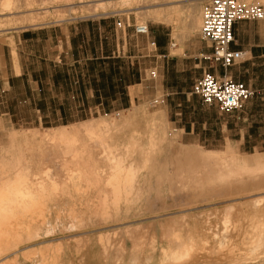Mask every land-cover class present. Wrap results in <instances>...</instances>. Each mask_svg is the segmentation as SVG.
<instances>
[{"label": "rangeland", "instance_id": "obj_1", "mask_svg": "<svg viewBox=\"0 0 264 264\" xmlns=\"http://www.w3.org/2000/svg\"><path fill=\"white\" fill-rule=\"evenodd\" d=\"M203 1L0 0V189L6 177L54 167L56 147L44 135L51 129L105 120L115 145L132 136L149 153L163 149L134 155L139 182L125 169L105 190L86 168L69 190L44 191L33 207L1 216V264H164L178 238L198 247L178 264L246 257L264 218V109L251 124L190 94L192 80L215 66L201 56L209 46L195 25ZM138 23L147 35L133 32ZM21 30L32 37L19 41ZM154 98L162 100L152 105ZM179 151L194 160L164 162L178 161ZM83 153L75 158L87 167ZM224 171L232 176L215 180Z\"/></svg>", "mask_w": 264, "mask_h": 264}, {"label": "bare ground", "instance_id": "obj_2", "mask_svg": "<svg viewBox=\"0 0 264 264\" xmlns=\"http://www.w3.org/2000/svg\"><path fill=\"white\" fill-rule=\"evenodd\" d=\"M8 5H9L8 2H6L4 4V8H7ZM195 25L196 26L199 25V20L198 21H197V19L195 20ZM109 124L110 123H107L105 120H99V121H95V122H92V121L91 122H88V121L86 122L85 121V122L79 123V128H78V126H77V128L64 127V128H61L60 130L51 129V130H48L47 132H45L44 133L45 137L49 136L48 139H50V140H48V141L53 142L52 144L54 145V147H56V149H55L56 153L54 152L55 153L54 154L52 152L54 155H56L55 157H57L54 160H52V163H54V164H51V166L54 165V167L49 168V167H47L45 165H44V167H41L43 164L42 165L39 164L41 168L36 169V171H32V170H30L31 168H29L28 169L29 171H27V172L18 173V176H17L16 180L15 179L11 180L10 177H6L5 179L3 178L4 179V181L2 183L3 189H0V191H3V192H0V214H3V215H0V217L4 216L3 219H7L8 217L14 216L15 209H18V208H21V207L26 209L27 206H29V204L30 205L32 203L35 204L34 202L39 197V194L43 193L44 191H54L55 192V190H57L59 188H64V189L69 190V187H70V185H72L73 180L78 178L77 175H80V174L83 175L85 173L84 169H86V168H89V169H86V171L91 170V171H93V173H96L95 174V178L97 180H99L98 184L101 183L102 188L103 187L106 188L105 190H107L108 188H114L115 187V184L118 181V177L116 176V172L117 171H123L125 169H127V170H135L136 171L134 173L135 174V178L139 182V179L141 177V176H139V170L142 167L139 166V165L138 166L136 165V159H135L134 155L145 156V155L151 154V153L154 154V155H157L163 149H161V148H159L158 146L155 145L154 147H157V148L153 149L152 152L149 153L147 148H144L142 143H140V141H138L139 139L134 138V137L132 138V136L129 137L128 144L125 145L123 148H121L120 145H115L113 143L112 138L109 137V135H107L108 133L103 132L105 127H106V125H109ZM79 130H85L84 134L86 136H84L82 134L84 131H82V133H80ZM30 133H32V132H30ZM33 135H36V134L34 133ZM16 136L17 135H15V134L11 135V137L14 138V139H15ZM82 136H84V137L82 138ZM40 143H42V142H40ZM43 143L45 144L46 142L43 141ZM151 146H153V145H151ZM29 148L26 151H28ZM26 151H22V153L21 152L20 153L22 155H24L23 152H26ZM32 151H34V154H35V150H32ZM49 152H51V150ZM49 152L46 153V155H49ZM83 152L87 153L88 157L90 158L89 159L90 161L89 160H88L89 162L87 161L89 164L86 163L88 165L87 167H85V165H84L85 162H84L83 166H79V165H82L81 164L82 162L80 163L76 159L77 157H79L78 160H80V158H83V156H81V154ZM207 153H209V152H207ZM178 154L181 155L179 158L177 157L178 161H175L176 159L175 160L172 159L173 160V162H172V161H169L167 159L168 162L167 161H164V162H166V164H170V163H174V162L175 163L176 162H178V163L180 162L182 164L184 160L185 161L186 160L193 161L194 158H195V156L191 155L190 153H186V152H182V151H179ZM206 155H209V154H206ZM29 156L32 157L31 155H29ZM67 156H68L67 160H69V157H71L70 159H73L72 162L71 161L69 162V161H67L65 159ZM51 157H53V156H51ZM151 157H152V155H151ZM38 158H39V156H38ZM74 158H75V160H74ZM85 159H88V158H85ZM85 159H83V160L85 161ZM19 160H20V158H18V161ZM32 160H34V159H32ZM36 160L37 159H35L34 162H36ZM144 160H146V159H144ZM179 160H182V161H179ZM38 162L42 163L40 160ZM96 162H99V164L96 163ZM148 163H149V161H148ZM34 165H35V168H36V166L39 167L35 163H34ZM171 166H173V165H171ZM174 166H175V164H174ZM82 167H85V168H82ZM35 168H33V169H35ZM91 171H89L91 174L89 172H87V174L92 175L93 173ZM144 172L145 171H143V173ZM231 176L232 175H231L230 171H228V172L224 171L217 178H215V180H224V179L229 178ZM97 180H96V182H97ZM118 188L119 187H116V189H118ZM132 191L133 190H131V192ZM133 192H135V191H133ZM43 198L46 199L47 197H43ZM257 202H259V201H256V203ZM127 204H128V202H127ZM30 207H29V209H30ZM41 211H43V210H41ZM40 212H38V213L40 214ZM33 213L34 212H32V214ZM28 214H30V213H28ZM21 217H22V215L20 216V218ZM8 220H11V219H8ZM8 220H7V222H8ZM0 222H2V221H0ZM254 228H255L254 229V235L250 238L249 243H248L249 244V248L247 250L246 255H244L246 257L243 258L242 261L238 262L239 264H254V263H252L251 260L256 259V258L261 260L262 256H260L261 257L260 258L259 254L262 253L264 255V244H263V241H264V218L261 221V223H257L256 225H254ZM1 230H3V229H1ZM6 232H5V234H6ZM9 232H11V230ZM0 233H1V231H0ZM14 234H16V232ZM12 237H13V235H12ZM178 239H179V241L178 240L175 241L176 243H175L174 246L170 247L168 250H166V252L163 253L164 256L170 261V262H168V260L167 261L165 260L167 263H164V264H175V262H176V264H178L177 261L181 260L185 256L187 257L188 254L190 256L191 255L190 253L193 250H195L196 248H198V247L195 246V242H193L195 240H193V239H192L193 241L192 240H190V241H192L194 244L189 243V242H184V241L180 240V238H178ZM187 240H189V239H187ZM199 248H202V247L200 246ZM199 250L202 251L201 249H199ZM203 250H204V248H203ZM197 251L195 253L196 256H197ZM198 254H199V251H198ZM192 255H193V252H192ZM192 255H191V257H192ZM198 258H200V257H198ZM244 260H245V262H243ZM181 262H182V260H181ZM181 262H179V263H181ZM193 264H196V263L193 262ZM262 264H264V263H262Z\"/></svg>", "mask_w": 264, "mask_h": 264}, {"label": "built area", "instance_id": "obj_3", "mask_svg": "<svg viewBox=\"0 0 264 264\" xmlns=\"http://www.w3.org/2000/svg\"><path fill=\"white\" fill-rule=\"evenodd\" d=\"M200 22L197 34L208 42L209 52L201 56L222 70L239 62L241 51L230 47L233 42V24L241 20H264V2L244 0H204L200 6ZM116 26H121L116 20ZM135 34L147 35L146 23L133 24ZM149 44L155 48L154 40ZM173 46V43H170ZM154 75V72H150ZM190 94L198 97L207 106H213L217 112L228 114L242 108L243 104L255 94L247 84L233 80L228 74L217 75L202 70L190 85ZM162 99L154 98V105Z\"/></svg>", "mask_w": 264, "mask_h": 264}, {"label": "crops", "instance_id": "obj_4", "mask_svg": "<svg viewBox=\"0 0 264 264\" xmlns=\"http://www.w3.org/2000/svg\"><path fill=\"white\" fill-rule=\"evenodd\" d=\"M242 21L248 22L240 25ZM232 30L234 40L230 47L241 51L239 62L225 70L213 66L211 71L217 75L228 74L233 80L241 81L256 91L242 108L236 110L243 121L248 122L249 119L251 124H254L260 109H264V85L260 84L264 75V20H241L233 24ZM25 31L27 30H21L17 34L19 41L32 37L33 30L30 34ZM158 47L163 48L161 44H158ZM233 68H237V73ZM18 69L21 70L19 61Z\"/></svg>", "mask_w": 264, "mask_h": 264}]
</instances>
